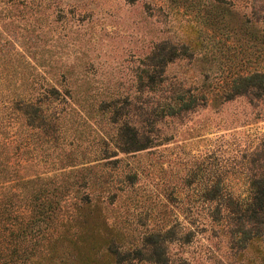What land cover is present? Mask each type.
I'll use <instances>...</instances> for the list:
<instances>
[{
  "label": "trees",
  "instance_id": "obj_1",
  "mask_svg": "<svg viewBox=\"0 0 264 264\" xmlns=\"http://www.w3.org/2000/svg\"><path fill=\"white\" fill-rule=\"evenodd\" d=\"M224 3L204 2L203 24L209 31L203 38L199 33L193 42L165 41L151 52L147 57L151 70H145L147 80H140L139 87L154 92L157 86L164 92L143 100L104 95L87 104L76 97L80 94L72 87L62 93L56 83L41 85L33 76L39 71L26 55L32 44L40 41L38 32L16 37L21 49L7 47L0 39V127H14L18 121L26 131H41L49 149L64 152L51 161L53 169L32 175L15 174V167L22 163L13 164L10 157L0 159V264H189L179 252H172L170 244L187 243L194 230L178 221L149 225L131 223L122 214L111 218L109 206L122 196L125 185H133L137 172L124 174L114 184L109 171L100 170L113 162H102L110 146L128 154L160 145L166 140L159 126L164 121L181 120L198 108L218 107L237 96L249 101L264 96V14L242 12L233 24L225 16L229 8ZM182 57L211 59L216 64L205 65L199 60L202 69L206 66L200 83L180 82L164 89L166 65ZM210 70L215 72L211 76ZM57 103L64 107L50 111L49 106ZM74 114L78 123L79 115L84 120L98 116L108 122L105 134L98 135L99 148L92 151L100 156L96 162L78 159L72 142L59 143ZM11 141L12 137L6 143L0 140V146ZM79 152L86 156L89 151ZM244 154L250 165L245 174L246 198L227 191L220 177L205 183L193 194L194 199L181 188H175L171 196L179 199L178 211L187 216L199 213L195 204L201 201L210 221H227L226 234L243 252L250 249L255 254L246 264H264V148ZM182 197L195 203L185 205Z\"/></svg>",
  "mask_w": 264,
  "mask_h": 264
},
{
  "label": "rangeland",
  "instance_id": "obj_2",
  "mask_svg": "<svg viewBox=\"0 0 264 264\" xmlns=\"http://www.w3.org/2000/svg\"><path fill=\"white\" fill-rule=\"evenodd\" d=\"M206 1L209 0H0V39L7 47L21 49L16 37L38 32L40 41L33 43L26 55L37 67L39 73L33 76L41 85L56 83L62 93L72 87L80 94L76 97L87 104L104 95H130L143 100L164 92L157 86L154 92L139 87L140 80H147L145 70H151L147 57L165 41L193 42L199 33L203 38L209 31L203 24ZM222 1L229 8L225 16L233 24L243 13L251 16L252 10L264 14V0ZM199 60L205 65L216 64L211 59ZM199 60L182 57L167 64L162 75L164 89L180 82L200 83L206 66L202 69ZM62 107L57 103L49 109L58 111ZM79 116L80 123L77 114L73 115L74 125L67 124L65 137L59 143L72 142L78 159L96 162L100 156L92 151L99 148L98 135L105 134L108 122L98 116L86 120ZM14 125L15 128L0 127L1 141L6 143L12 137L7 145L0 146V159L10 157L13 164L22 163L15 167V174L32 175L53 169L51 161L60 159L63 150L49 149L41 131H26L18 121ZM159 126L166 139L160 145L128 154L110 146L107 157H103L102 162H113L99 167L100 171H109L114 184L124 174L137 172L133 185H125L122 196L109 206L110 217L122 214L131 223L149 225L178 221L182 227L194 230L187 243L170 244L172 252H179L189 264H246L255 254L250 249L243 252L226 234L227 221H210L201 201L195 204L199 213L187 216L178 211L179 199L171 193L181 188L194 199L193 194L205 183L220 177L227 191L241 198L248 196L245 174L250 165L243 156L257 147L264 148V96L252 101L237 96L218 107L198 108L181 120L164 121ZM85 148L91 153L83 156L79 151ZM95 191H99L98 186ZM182 199L185 205L195 203Z\"/></svg>",
  "mask_w": 264,
  "mask_h": 264
}]
</instances>
